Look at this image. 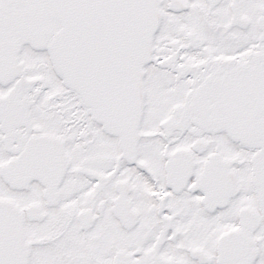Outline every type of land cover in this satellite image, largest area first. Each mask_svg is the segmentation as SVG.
Masks as SVG:
<instances>
[{"label":"snow or ice","instance_id":"6c2138e0","mask_svg":"<svg viewBox=\"0 0 264 264\" xmlns=\"http://www.w3.org/2000/svg\"><path fill=\"white\" fill-rule=\"evenodd\" d=\"M0 264H264V0H0Z\"/></svg>","mask_w":264,"mask_h":264}]
</instances>
